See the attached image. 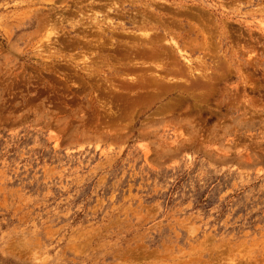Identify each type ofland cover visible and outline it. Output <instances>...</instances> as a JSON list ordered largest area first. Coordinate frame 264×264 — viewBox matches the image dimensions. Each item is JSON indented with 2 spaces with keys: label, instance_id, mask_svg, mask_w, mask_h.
<instances>
[{
  "label": "rangeland",
  "instance_id": "obj_1",
  "mask_svg": "<svg viewBox=\"0 0 264 264\" xmlns=\"http://www.w3.org/2000/svg\"><path fill=\"white\" fill-rule=\"evenodd\" d=\"M0 264H264V0H0Z\"/></svg>",
  "mask_w": 264,
  "mask_h": 264
},
{
  "label": "bare ground",
  "instance_id": "obj_2",
  "mask_svg": "<svg viewBox=\"0 0 264 264\" xmlns=\"http://www.w3.org/2000/svg\"><path fill=\"white\" fill-rule=\"evenodd\" d=\"M147 36V35H146ZM145 37V36H144ZM196 40V39H195ZM147 41V40H146ZM149 41V40H148ZM157 40H155V42H156ZM175 44V43H174ZM208 44V43H207ZM177 47V46H176ZM169 51V50H168ZM180 51V50H179ZM170 53V52H169ZM181 53V52H180ZM184 53V52H183ZM186 53V52H185ZM182 57H184L183 55H182ZM184 59H186V60H188L189 61V59L187 58V57H184ZM221 61V60H220ZM199 72V71H198ZM198 76H203V75H201V73L198 75ZM197 80V79H196ZM196 80H195V82H196ZM200 81V80H199ZM196 82L195 84H194V86L196 87H199V86H201L202 85V83L201 82ZM209 82H207V85L209 86V84H208ZM206 84V83H205ZM141 86H143V85H141ZM194 87V88H195ZM129 89V88H128ZM196 89V88H195Z\"/></svg>",
  "mask_w": 264,
  "mask_h": 264
}]
</instances>
